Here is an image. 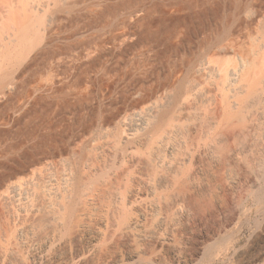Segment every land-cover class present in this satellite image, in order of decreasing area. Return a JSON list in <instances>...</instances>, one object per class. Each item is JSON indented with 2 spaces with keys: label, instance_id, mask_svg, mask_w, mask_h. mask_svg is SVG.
I'll use <instances>...</instances> for the list:
<instances>
[{
  "label": "bare ground",
  "instance_id": "1",
  "mask_svg": "<svg viewBox=\"0 0 264 264\" xmlns=\"http://www.w3.org/2000/svg\"><path fill=\"white\" fill-rule=\"evenodd\" d=\"M111 1L0 0V97ZM170 36L104 68L113 90H91L56 151L0 160V264H264V0Z\"/></svg>",
  "mask_w": 264,
  "mask_h": 264
},
{
  "label": "rangeland",
  "instance_id": "2",
  "mask_svg": "<svg viewBox=\"0 0 264 264\" xmlns=\"http://www.w3.org/2000/svg\"><path fill=\"white\" fill-rule=\"evenodd\" d=\"M112 2L113 0L110 3ZM114 2L115 3H112V5L110 4V8L105 16H102L104 19H98L100 27H98V22L96 23L97 26L93 24L89 26L87 24L89 28L84 24L83 27L79 26L85 34L87 33V35L89 34L88 36L91 37V39H87L88 36L83 34L84 32L82 30L80 31V35H82L83 38L86 37L87 43L86 40L84 39V42L81 37L83 44L76 45L75 43L77 41H74L76 46L73 45L72 48L75 50L71 49V47H68L69 50L68 48L63 49L62 54L67 50L65 53L66 55L63 54L66 57L60 55L62 59L58 55L55 59L56 61L50 60L51 62L53 61L52 66L57 65L58 69L56 67L55 69L51 65H45V67L42 65L43 68L41 66L40 68L42 70L39 68V72H36L38 71L36 70L34 73L32 72L31 75L28 73L30 76L28 74L26 75L25 78L28 77L29 81L23 77L22 80H25L22 81V83L24 82L23 85L22 83L20 86L18 85V88L13 89L15 91L8 93L9 96L1 95V161L10 162L14 167L17 165L15 160L21 159L20 161L24 160V162L37 160L40 159V157H47L49 155L47 153L56 151L61 144L63 135L66 134L70 125L84 113L85 106L94 103L92 100L94 99L93 96L96 90L97 93H101L100 95H102V92L104 95H109L113 90L115 84V80L113 81L114 72L113 75L112 72H107V74L104 68L108 65L112 66L108 67L113 68L114 65L116 66L119 64L118 61L123 62L124 58L125 60H129L130 57L134 58L133 56L139 57L141 54H147L151 48V52L154 54V51H156L158 47V52L154 54L158 55L161 50L163 38L169 37L170 35H172L170 36V40L172 41L174 39L172 41L174 45L183 40H189L188 38L191 37L195 30L203 28L205 25L211 23H214V25L219 24L224 15L228 12V7L232 5L233 0H114ZM112 7L116 8L113 9ZM131 8H133V11ZM126 9L131 13L126 12ZM134 10L136 13H140V19H143L141 22H144L127 23L130 26L125 23L123 26L119 18L123 19L130 14V16L133 15L138 17L139 15L136 13L132 14ZM145 13L148 14L147 17H144V15L146 16ZM113 15H117L118 18L116 19L115 16L114 18ZM108 21L111 22L107 23ZM118 21L121 24L120 26ZM116 22L118 24H115ZM86 23L87 22H85V24ZM174 28H179L180 31H178V35L174 34L173 36V32L171 31ZM88 29L93 30L90 31ZM92 32L94 34L97 32L98 35L93 34V36H90ZM99 33L102 36L99 35ZM92 39L95 40V42H93ZM78 40L82 43L80 39ZM176 40L178 42H176ZM79 42H77V44H80ZM131 45H134V47ZM78 46L82 52H80L79 49L76 51ZM73 52L77 53V55ZM78 52L81 54L79 53L80 55H78ZM58 57H60V59ZM75 57L78 61L74 59ZM50 61L49 63L52 64ZM72 62L76 63L73 64ZM50 67L52 68L50 69ZM53 69H55V73ZM70 72H72V74ZM102 72H105L106 75ZM95 74H97L98 77ZM32 75L33 77L31 78ZM37 75L39 77H37ZM67 76L69 77L67 78ZM66 83L68 86L65 85ZM62 84H64V86ZM91 90H94L95 93L93 92L94 94H92ZM99 90L102 92H99ZM89 93L92 94L90 95L91 97H88ZM262 245H264V240H260L257 247Z\"/></svg>",
  "mask_w": 264,
  "mask_h": 264
}]
</instances>
